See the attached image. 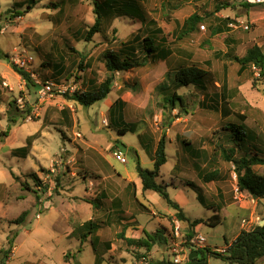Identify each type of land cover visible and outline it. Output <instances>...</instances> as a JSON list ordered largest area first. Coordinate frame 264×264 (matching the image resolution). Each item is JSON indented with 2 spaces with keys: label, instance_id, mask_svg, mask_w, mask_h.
<instances>
[{
  "label": "rangeland",
  "instance_id": "1",
  "mask_svg": "<svg viewBox=\"0 0 264 264\" xmlns=\"http://www.w3.org/2000/svg\"><path fill=\"white\" fill-rule=\"evenodd\" d=\"M28 1L0 0V251L9 248V240L15 249L5 260L9 264H131L130 248L117 236L121 226L101 224L92 234L80 226L92 216L88 202L98 197L102 175L114 171L134 178L137 159L143 168L152 169L151 157L162 133L167 161L158 182L168 185L170 198L191 219L205 220L216 202L228 205L230 216L222 218L221 225L210 228L203 223L197 233L210 251L222 248L224 240L229 243L240 222L233 203L252 198L238 191L234 164L224 158L223 150L227 155L233 150L231 160L244 155L226 131L228 125L242 126L252 137L244 144L247 157L258 151L264 159V81L253 69L238 73L233 58L242 57L253 46L264 49V4L135 0L142 19L118 11L102 14L100 32L85 41L96 17L94 4L104 0H33L37 3L27 9ZM216 6L221 9L214 13ZM192 14L203 16L205 22L179 40L180 26ZM219 24L224 33L209 36L210 26ZM146 37L159 49L168 50V58L115 73L110 94L89 108L66 100V94L90 91L105 79L104 52L124 54L131 46L134 54L130 55L139 58ZM11 64L31 72L37 87L26 86ZM187 68L203 73L200 85L182 86L176 81ZM40 91H44L41 98ZM172 93L183 97V107L169 110L164 98ZM12 101L22 107L20 111H29L15 125L7 122ZM123 128L128 131L119 134ZM73 140L92 147L85 154L76 153ZM22 147H27L24 157L13 155V150ZM118 147L125 163L113 157ZM252 170L264 176V165ZM39 171L43 179L28 176ZM211 172L215 180L204 183L200 176ZM136 184V199L150 210L126 196L125 207L142 213L135 216L138 222L147 221L146 216L162 217V209L172 212L155 193L142 192L139 181ZM257 202L259 221L264 200ZM107 208L101 205L97 211ZM23 212L27 217L22 223H13ZM159 223L169 231L174 226L171 221L152 219L143 228L149 233ZM156 249L152 258L157 260L163 248ZM121 257L126 262H120ZM2 259L0 253V264ZM99 259L103 261L98 263Z\"/></svg>",
  "mask_w": 264,
  "mask_h": 264
},
{
  "label": "trees",
  "instance_id": "2",
  "mask_svg": "<svg viewBox=\"0 0 264 264\" xmlns=\"http://www.w3.org/2000/svg\"><path fill=\"white\" fill-rule=\"evenodd\" d=\"M28 2L27 9H31L33 5L37 3L33 0H29ZM134 2L135 0H104L99 4L95 3L94 13L96 17L92 26L85 33V41H90L94 35L100 32L102 14H104V16H107L110 15L108 13L118 11L120 14L124 13L126 16H137L142 19L143 15L141 11L136 8V6H134ZM247 6L250 7L251 5L247 4ZM220 9V7L216 6L214 9V13H217L218 11H220ZM15 13L20 15L18 12ZM204 19L205 18L203 16H200L198 14H192L191 16H189L183 22V25L180 26L178 39L181 40L195 33L198 29V26L205 22ZM224 31L225 28L220 26V24L214 25L213 27L210 26L209 36H216L224 33ZM141 46L143 56L139 58L131 56L134 54V48L131 46L128 48V50L124 49V54L121 51L117 53L112 51L104 52L101 57L103 59L105 70L108 74L105 79L97 87L90 91L73 92L71 94H66V100L73 101L81 107L89 108L93 104L103 101L110 94L113 88L115 73L143 67L145 66L146 62H148V60L164 61L168 58L170 53L168 50L162 48L159 49L158 46L154 43V40L149 37L143 39ZM125 52H128L127 55H125ZM5 58L7 60V56H5ZM233 60L239 65L238 73H243L249 69H252V67H255L256 70H258V76L261 77L264 81V49L258 46H253L249 48L242 57H234ZM11 69L22 79V81L25 82L26 86L37 87L33 82L31 72H24L14 64H11ZM180 75L181 77L177 75L175 79L182 86H186L188 84L200 85L202 83L201 79L203 73L200 70L187 68L185 70H182ZM164 101L165 104L169 106V110H172L175 107H183L184 104L183 97L177 95L176 93H172L170 96H167L166 98H164ZM8 107L9 109L6 114L8 120L7 122L9 125H15L18 120L24 119V113H29V111L27 110L26 112L20 111L15 101L10 102ZM170 124L171 121H168L167 126L169 127ZM8 131L9 130L3 132L2 135L6 137ZM127 131L128 129L123 128L119 129L118 133L125 134ZM226 131L231 136V140L234 142L235 146L238 149L242 150L244 154L238 159L231 160L233 150H230L229 155H227L225 150H223L224 158L226 159V161H232V163L234 164V172L237 176L236 186L238 191L248 193L250 197L255 201L264 200V176L258 175L252 170L253 166L264 165V159L259 157L258 151H255V154L253 156L247 157L246 147H248V145L244 147V144L251 142L252 137L250 136V134L244 131V128L242 126L235 127L233 125H228ZM165 146V134L162 133V136L158 140L153 156L151 158L152 169L150 170L143 168L140 165V161L137 159L135 171L140 182L142 192L155 193L160 199L165 202V204L169 208L174 211V216L178 221L185 222L187 224V230L189 231V234L186 236V239H189L193 236V229L199 224L204 223L211 228L220 225L221 218L217 214L211 215L205 221H190L185 217L180 206L170 198L169 194L167 193L168 185L162 181L158 182L157 179L160 175V169L167 161ZM12 153L22 154L21 157H24L25 153H27V147L16 149ZM215 175L216 174H214V172H211L209 174L201 175L200 178L204 183H206L215 180ZM28 176H31L33 180L38 181V178L34 173L29 174ZM131 185L133 184L130 183L128 185V196L130 195L132 201L136 203L137 200L135 198L134 191L131 192V194L129 192ZM36 193L37 192L35 191V194ZM198 199L201 203L203 202L201 196H199ZM101 200L102 199L99 196L92 202L88 203L91 204L94 210H97L101 205H106ZM136 204L140 207H143V209L145 208L142 204ZM25 217H27V212H23L13 223L20 224ZM80 227L81 229L88 228V233L92 234L97 231L98 223L89 220ZM117 236L119 240H122L126 243L128 248L132 249V253L135 255V258L138 261L142 259L145 261V264H173L171 262L170 255H168L169 258H162L160 260H149L146 258L147 254L154 246L161 247L163 245H167L168 238H171V232L168 233L165 229L160 228L151 234L144 232L143 235L138 239L125 238L123 232L117 234ZM8 244L9 248L6 251H0V253L3 254L1 264L11 253V250L13 248L11 246L10 240L8 241ZM106 246L109 247V244H107ZM196 253V258L186 260L183 264H208L207 261L210 257L220 259L228 264H257L261 259L264 258V225H256L249 231H242L237 239L229 246H227L224 253L213 252L208 248L197 250ZM100 262H102V259L98 260V263Z\"/></svg>",
  "mask_w": 264,
  "mask_h": 264
},
{
  "label": "crops",
  "instance_id": "3",
  "mask_svg": "<svg viewBox=\"0 0 264 264\" xmlns=\"http://www.w3.org/2000/svg\"><path fill=\"white\" fill-rule=\"evenodd\" d=\"M7 136H8V134H7ZM71 144H74V140L71 141ZM76 145H78V146H76ZM74 146L76 148V153H79V152L82 153L83 152L84 154H85V151H87L89 148L92 147L87 142H84V143L82 142V144L81 143L74 144ZM65 153H68V152L65 151ZM13 155L20 156V157L22 156V154H13ZM25 155H26V153H25ZM100 158L101 159L103 158L102 155L100 156ZM106 165H107V163H106ZM102 170H103V168H102ZM40 171H39L38 174H36V173L35 174L37 175V177L39 179H43V175H42V173ZM159 177H160V175H159ZM136 181H139L138 178H137V175L134 178H132V177L129 176L128 173H126V177L125 176H121L120 174H118V173H116L114 171H113V174L112 175H102V179H101V183H102L101 186L102 187H100V190L96 193V195L98 194L97 196L98 197L100 196V198L103 200V202H105V204H107V206H108L107 210L108 211L106 210L107 212L106 211H104V212H98L97 210H94L92 208V206H91V208H92V216H91V218L89 220H92V221L95 220V222L98 223V229L97 230H99V228H102V227H100L101 224H102L103 227H105V226L112 225V222H113V223L116 224L117 228H120L119 226H121L120 233L123 232L125 238L138 239V238H140L143 235L144 232H146V230L143 228V225H146L152 219H156L157 222L158 221H161L163 219V220H166L168 223L170 221L172 223H174L176 221L179 222V223H181L183 225V227L180 225L181 226V232L183 234H185V235H188L187 233H189V231L187 230V224L185 222L178 221L175 218V216H174V211L173 210H172V212H168L166 209H162L161 208L162 209L161 211L163 212V214H162L163 216L162 217L161 216L160 217L158 216V217H154V218L153 217H149L148 218V216H146L147 219H148L147 221H144L142 223L138 222V220L135 218V216H137L139 214H142V213H137L136 214V213L130 211L127 207H125V204H126L125 198H126V196H128V185L130 183L133 184V185H131L130 191H129L130 194H131V192L134 191V188L136 189V187H137ZM139 186L141 187L140 182H139ZM134 193H135V198H136V196H137L136 195V191H134ZM48 195H50V194H48ZM35 196H36V194H35ZM202 199H203V197H202ZM38 201L41 202L42 201V198H39ZM133 203H135V202H133ZM136 203L142 204V203L138 202V200H137ZM216 203H217L215 205L216 207H213V208L210 209L211 210V214L208 217H210L213 214H217V215L220 216V218H221V224H222L223 223L222 222L223 219H226V218H228L230 216V213H228L227 212V209H226L229 206L228 205H226V206L223 205L222 202H216ZM233 206L238 211L237 216H236V219H237L236 221H238V219L240 218V222H239V224H236V229L234 230V233H233V236H232V240L229 241V243L226 240H224L225 243H224V246L222 248H219V249L214 248L215 250H213V251H215L217 253L218 252L219 253L220 252H225L227 246H229L231 243H233L237 239V237L240 235V233L242 231H249L254 226L259 225V222L261 221V220L258 221V217H257V211H258V202L257 201H255L253 199L248 200V201H243V202L242 201H235L233 203ZM146 208L149 210L148 207H146ZM180 208H181V206H180ZM147 209H146V211L150 213V210L148 211ZM182 212L184 213L183 209H182ZM96 214H101V216L98 218V216H96ZM184 215L190 221H193V220H203V219H198V218L197 219H194V218L191 219L185 213H184ZM243 215H245L244 218L242 217ZM263 215H264V206H263ZM208 217H206V219ZM245 218L248 219L247 222H246L247 219H245ZM205 220H203V221H205ZM242 222H245V223L243 224ZM131 223H135L137 226L136 227L131 226ZM160 224H162V223H159L157 226L154 225V227L151 229V231L149 233L150 234L151 233H154L157 229H160V228L165 229L168 233L171 232L172 228L169 231L167 228H165L163 225H160ZM202 224H199L198 226H196L193 229V234H195V235L196 234H199V233H197V228L199 226H201ZM132 229H134V230H132ZM170 240H171V238H168L167 245L161 246L163 248V252H161V253H163L165 255H169L168 249H169V245H170ZM115 249H116V247H113L112 250L114 252H116ZM14 250L15 249L12 248V250H11V253L12 254L14 253ZM107 250H111V245L108 247ZM127 251H130L131 252V255H132L133 259H134V261L131 264H143V262L141 261L142 259L140 261H138L135 258V255L132 253V249L131 248H130V250H127ZM156 251H157L156 246H154L151 249V251L147 254V257L146 258L149 259V260H156V259H153L152 258V254L154 252H156ZM163 254H161L160 255V258L157 259V260H160V259L164 258L163 257ZM7 259H8V257H7ZM7 259L4 260V262L2 264H9V260H7ZM119 260H120V262H126L127 259H126V257H121ZM102 261H103V259H102ZM207 263L208 264H211V263H215V264H228V263H226V262H224V261H222L220 259L212 258V257L208 258ZM257 264H264V258L261 259Z\"/></svg>",
  "mask_w": 264,
  "mask_h": 264
},
{
  "label": "built area",
  "instance_id": "4",
  "mask_svg": "<svg viewBox=\"0 0 264 264\" xmlns=\"http://www.w3.org/2000/svg\"><path fill=\"white\" fill-rule=\"evenodd\" d=\"M249 3L253 4V5H261L264 4V0H247ZM201 28L203 29V26H201ZM15 66H17L18 68L22 69L21 66H18L17 64H15ZM252 69L255 71V73H258V70H256L255 67H252ZM24 70V69H22ZM25 71V70H24ZM52 84H50L49 82H46V86H51ZM47 89V87H46ZM40 98H41V94H44V91H40ZM18 109L22 108L20 106H18ZM105 120L103 121V124H105ZM113 157L115 159H117L119 162L121 163H125L124 157L122 155V151L121 150H116L113 153ZM56 164V161L52 162ZM51 173L54 172L53 167L50 168L49 170ZM243 224L245 222H242ZM187 235L183 234L181 232V226L179 222H174V226L172 228L171 231V240H170V245H169V255L171 257V262L173 264H183L186 260H188V256L191 252H196L197 250L203 249L204 248V242H205V238L202 235L199 234H193L192 237H190L189 239H186ZM219 253V252H218ZM220 253H224V252H220ZM143 264H145V261L142 260Z\"/></svg>",
  "mask_w": 264,
  "mask_h": 264
},
{
  "label": "water",
  "instance_id": "5",
  "mask_svg": "<svg viewBox=\"0 0 264 264\" xmlns=\"http://www.w3.org/2000/svg\"><path fill=\"white\" fill-rule=\"evenodd\" d=\"M264 225V215H263V219L259 222L258 226H263ZM197 257V253L196 252H191L188 256V260H191L193 258Z\"/></svg>",
  "mask_w": 264,
  "mask_h": 264
}]
</instances>
